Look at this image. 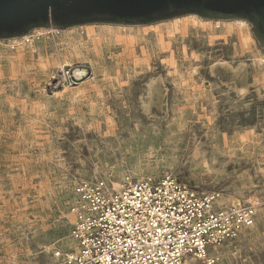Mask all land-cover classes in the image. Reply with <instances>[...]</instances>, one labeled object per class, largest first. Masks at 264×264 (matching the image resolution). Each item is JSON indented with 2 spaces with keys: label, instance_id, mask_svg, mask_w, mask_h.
<instances>
[{
  "label": "rangeland",
  "instance_id": "374dc122",
  "mask_svg": "<svg viewBox=\"0 0 264 264\" xmlns=\"http://www.w3.org/2000/svg\"><path fill=\"white\" fill-rule=\"evenodd\" d=\"M184 16L0 39V264H52V250L69 242L71 187L94 176L172 173L218 200L264 201L263 67L253 56L264 47L247 20L253 48L242 52L234 33L187 28ZM177 18L183 35L169 28ZM108 27L120 37L86 36ZM259 208L218 259L187 264H264Z\"/></svg>",
  "mask_w": 264,
  "mask_h": 264
},
{
  "label": "built area",
  "instance_id": "2783aa9c",
  "mask_svg": "<svg viewBox=\"0 0 264 264\" xmlns=\"http://www.w3.org/2000/svg\"><path fill=\"white\" fill-rule=\"evenodd\" d=\"M111 174L73 183L65 202L69 244L52 250V264H181L212 262L215 249L256 223L264 201L199 191L172 173L134 177L114 186Z\"/></svg>",
  "mask_w": 264,
  "mask_h": 264
},
{
  "label": "water",
  "instance_id": "95a60500",
  "mask_svg": "<svg viewBox=\"0 0 264 264\" xmlns=\"http://www.w3.org/2000/svg\"><path fill=\"white\" fill-rule=\"evenodd\" d=\"M188 14L247 20L264 47V0H0V39L39 27L143 25Z\"/></svg>",
  "mask_w": 264,
  "mask_h": 264
},
{
  "label": "bare ground",
  "instance_id": "6f19581e",
  "mask_svg": "<svg viewBox=\"0 0 264 264\" xmlns=\"http://www.w3.org/2000/svg\"><path fill=\"white\" fill-rule=\"evenodd\" d=\"M181 17V16H180ZM186 19H185V25H186V27L188 28L190 25L191 26H193V28H195V27H200V29L202 28V29H208L209 30V32L211 31V32H214V30H217V29H219V34H221L222 36H224V38H226V34H231V33H234L233 35L235 36V38H236V40H237V44H236V46L242 51V52H244V51H248V50H252V48H253V38H252V35H251V32H250V29H249V25H248V23H247V21L246 20H233L231 23H226V22H224V21H222L221 22V24L219 25V26H212L211 27V24L209 23V21L208 20H206V19H203L202 17H200V16H198L197 14H189V15H186V16H184ZM181 20H180V18H177L176 20H175V22H173V25L172 26H170L169 28L171 29V31H174L175 33L176 32H179L180 33V35H183L182 34V31H181V29H180V22ZM116 30H118V29H115V28H111V27H108V29L107 30H104L103 28H100L99 30H95V32L92 30V31H87V33H86V36L89 38V39H91V40H93V41H95L96 39H95V36L97 37L98 36V38H99V41H100V37H102V36H104V35H108V36H110V35H112V34H116V37L118 38V37H120V33H118ZM118 31H120V30H118ZM123 33V32H122ZM158 38H159V41L160 40H162L163 38H162V34L158 31ZM125 35V34H124ZM123 35V36H124ZM131 35H133V34H131ZM128 36H129V34H128ZM97 38V39H98ZM133 39V37L131 36H129V38H128V40L130 41V40H132ZM24 40L26 41V40H28V41H30V39H29V36H25L24 37ZM23 40V41H24ZM73 48H74V52L76 53V46H73ZM78 48V47H77ZM253 52V51H252ZM71 54V53H70ZM254 59H255V63L257 64V66H260V67H263V72H262V76H261V78H262V80H263V82H264V56L262 55V54H260V53H258L257 52V54L255 53L254 55ZM63 63H62V67H65V66H72V64H71V62L69 61V60H63L62 61ZM253 64V63H252ZM81 66V65H80ZM82 67V66H81ZM259 68V67H258ZM72 70V69H71ZM73 75L75 76V77H77L78 79H79V77H81V76H84L85 74H84V69H82V68H79L78 66L77 67H74L73 68ZM74 77V78H75ZM133 173V172H132ZM136 173V172H135ZM139 173V172H138ZM129 174V173H128ZM139 174H141V173H139ZM133 175V174H132ZM135 176V175H134ZM123 177V176H122ZM122 177H120V178H122ZM118 178H114L113 179V183H114V186H117V184H118ZM239 191H241V190H239ZM243 191V190H242ZM240 193V192H239ZM240 195H242L241 193H240ZM250 195V194H249ZM224 197V196H223ZM227 197V196H226ZM225 197V199L223 198V199H221L220 198V200H218V203L220 204V205H225V204H229V203H231V202H235V200H239V199H233L232 200V198H231V196H229V198L227 197L226 198ZM246 200L247 201H250V202H253V200H254V197H253V195L252 196H248V197H246ZM260 209V208H259ZM69 244V242L68 243H66V245H68ZM218 250H219V248H217L216 247V249H215V252L214 253H216V254H218ZM216 254H215V256H216ZM217 257V256H216ZM188 258L189 257H186L185 259H184V261L182 262V263H185V264H187L188 263ZM217 259H218V257H217ZM208 260H209V263H212V259L211 258H208ZM181 263V264H182Z\"/></svg>",
  "mask_w": 264,
  "mask_h": 264
}]
</instances>
